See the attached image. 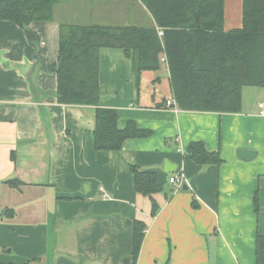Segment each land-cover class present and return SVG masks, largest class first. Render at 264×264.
Returning <instances> with one entry per match:
<instances>
[{"label": "crops", "instance_id": "crops-1", "mask_svg": "<svg viewBox=\"0 0 264 264\" xmlns=\"http://www.w3.org/2000/svg\"><path fill=\"white\" fill-rule=\"evenodd\" d=\"M241 13L242 0H224V30L239 28ZM61 23L74 22L55 19L53 10L51 21L30 24L46 67L56 63ZM33 52L21 28L0 20V264H124L133 220L145 224L134 264H255V237L264 235V88L244 86L237 113L174 110L165 104V63L139 72L120 48H101L98 107L116 110L119 129L133 121L151 134L100 151L93 146L95 107L51 96L39 106L25 76L7 66L34 62ZM37 82L56 89L54 72L40 71ZM192 141L218 151L222 162L196 164L186 150ZM238 149L256 155L243 160ZM166 160L175 167L170 173ZM131 164L154 171L164 188L182 171L187 189L153 194L158 210L151 216ZM12 179L20 184H7Z\"/></svg>", "mask_w": 264, "mask_h": 264}, {"label": "trees", "instance_id": "trees-1", "mask_svg": "<svg viewBox=\"0 0 264 264\" xmlns=\"http://www.w3.org/2000/svg\"><path fill=\"white\" fill-rule=\"evenodd\" d=\"M63 0H0V20L21 28L34 48L38 35L32 22L53 19L55 4ZM128 1V0H120ZM152 18L149 26L78 25L61 23L56 63L55 100L63 105H87L94 109L95 150H119L128 138H145L151 132L127 121L117 127L113 108L98 107V68L101 48H120L132 58L137 71H156L165 57L171 96L179 110L237 113L244 86L264 88V0H242L241 26L224 30V0H140ZM157 30L162 31L159 36ZM196 164L218 165V151L201 141L186 148ZM133 186L149 197L151 216L158 210L152 195L164 191L154 171L131 164ZM16 187L18 180H8ZM255 206L257 196H255ZM8 215L13 212L7 211ZM145 224L132 221L131 252L135 263ZM255 264H264V235L255 237Z\"/></svg>", "mask_w": 264, "mask_h": 264}, {"label": "rangeland", "instance_id": "rangeland-1", "mask_svg": "<svg viewBox=\"0 0 264 264\" xmlns=\"http://www.w3.org/2000/svg\"><path fill=\"white\" fill-rule=\"evenodd\" d=\"M65 1L55 4L54 18L63 20L66 16H70L74 22L71 24L90 25L97 23L113 26L127 24L146 26L151 23L150 14L140 0H131L130 2H121L120 0H70L68 3ZM90 3L93 7L92 13L89 10ZM226 5L229 8L228 2ZM163 72L164 70L161 73ZM161 76L163 78L165 75ZM150 88L158 90L160 87L157 84H150Z\"/></svg>", "mask_w": 264, "mask_h": 264}, {"label": "water", "instance_id": "water-1", "mask_svg": "<svg viewBox=\"0 0 264 264\" xmlns=\"http://www.w3.org/2000/svg\"><path fill=\"white\" fill-rule=\"evenodd\" d=\"M33 57L35 58L34 62H30L28 59H23V61H12V62H7V66L9 68H13L16 69L18 71V73L20 75L25 76L26 82L29 86V90L31 92V94L34 97L35 102L41 106L43 104V100L46 97H54V91L55 90H42L39 86H38V82H37V76L39 74L40 71H47V72H51L49 67H46L44 65V61L43 58L40 56V47L39 44L34 46V52H33ZM236 155L243 160H250L253 157H255L256 152L253 150H247V149H238L236 151ZM174 166L172 165L169 161H164V171L165 172H172L174 170L175 167H171ZM182 189L186 190L187 187L186 185H182ZM173 190V187L168 185L167 187H165L164 189V193H168L170 191ZM4 211H2L3 213ZM132 260V255H128L125 256L122 259V262L124 264H130V261Z\"/></svg>", "mask_w": 264, "mask_h": 264}, {"label": "built area", "instance_id": "built-area-1", "mask_svg": "<svg viewBox=\"0 0 264 264\" xmlns=\"http://www.w3.org/2000/svg\"><path fill=\"white\" fill-rule=\"evenodd\" d=\"M157 33H158L159 36L162 35V31L161 30H157ZM160 61L162 63H165L166 64V61H165V57L164 56L161 57ZM165 104H166L167 107H170V108H172L174 110H177L178 109L177 106H176V103H175L174 99L172 98V96H170V97H168L166 99ZM258 114L261 115V116H264V102L262 103L261 108H260ZM177 151H180L181 152L182 150H181V148H178ZM184 180H185V177H184L182 171H180L179 173H177L175 175H171L169 177V179H168L169 185L172 186L173 188L174 187L180 188V186L184 183Z\"/></svg>", "mask_w": 264, "mask_h": 264}]
</instances>
